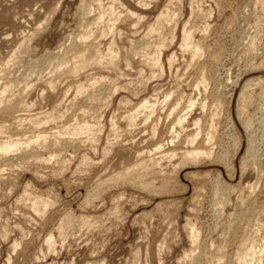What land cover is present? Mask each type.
Wrapping results in <instances>:
<instances>
[{
  "label": "rangeland",
  "instance_id": "obj_1",
  "mask_svg": "<svg viewBox=\"0 0 264 264\" xmlns=\"http://www.w3.org/2000/svg\"><path fill=\"white\" fill-rule=\"evenodd\" d=\"M252 257L264 0H0V264Z\"/></svg>",
  "mask_w": 264,
  "mask_h": 264
},
{
  "label": "bare ground",
  "instance_id": "obj_2",
  "mask_svg": "<svg viewBox=\"0 0 264 264\" xmlns=\"http://www.w3.org/2000/svg\"><path fill=\"white\" fill-rule=\"evenodd\" d=\"M129 13H131V11L129 12ZM133 13H131L130 15H132ZM184 40L185 41H188V39L190 38V36H191V33L187 30V29H185L184 30ZM88 49H90V48H88ZM187 49V48H186ZM78 58H79V60L81 61V63H82V61H83V55L81 54V55H78ZM192 58V57H191ZM157 60V59H156ZM192 60V59H191ZM77 61H78V59H77ZM80 61L79 62H77V63H80ZM156 63V62H155ZM157 63H158V61H157ZM156 63V64H157ZM159 64V63H158ZM59 66V65H58ZM76 67H78V66H76ZM79 67H80V65H79ZM54 68V67H53ZM55 69V68H54ZM75 70L77 69V68H74ZM80 68H78V70H79ZM69 70H71V69H69ZM68 72H74V70L73 71H68ZM76 72V71H75ZM74 72V73H75ZM76 73H78V72H76ZM229 80H231V79H229ZM233 80V79H232ZM242 94H244V93H242ZM240 102V101H239ZM243 103V102H242ZM193 105H195V102H192L191 103V106H193ZM140 106H142V107H148V101H144V103L142 104V105H140ZM203 107H205V105H203ZM242 107V106H241ZM240 110V109H239ZM171 112H173L172 110H171ZM131 116V115H130ZM132 118V117H131ZM199 123H200V120H197L196 122H195V124L196 125H199ZM178 124H182V120L180 119L179 121H178ZM197 132V131H196ZM199 133V132H198ZM195 138H197L196 136H193V138H191V139H189V140H187L190 144H194L193 142L194 141H196V139ZM211 135L210 136H208L207 138H206V140H207V142L208 143H210V140H211ZM207 143V144H208ZM195 148V147H194ZM191 149V148H190ZM4 151V153L5 154H7L10 150H8V148H6V149H4L3 150ZM203 153H205V152H201L200 150L198 151L197 149L195 150V149H192V150H188L186 153H185V156L186 157H192L193 159H196V158H198V156L199 155H202ZM250 153V152H249ZM36 204V203H35ZM37 207V206H36ZM35 207V208H36ZM39 210V209H38ZM191 232H192V236H191V242H192V248L193 249H191V252H194V246L196 247V245L198 244V240H197V237L194 235V228H192L191 229ZM252 240V239H251ZM251 242H253L252 244H250L249 246H248V252H249V254L250 255H252L253 257L255 256V253H256V251H255V248H256V244L254 243V241H251ZM47 244H48V247H51L52 245H53V242H52V238L51 237H49L48 239H47ZM163 246V243H161V246H159L160 247V249L161 248H163L162 247ZM53 247V246H52ZM164 249V248H163ZM188 255V254H187ZM186 257V256H185ZM184 257V258H185ZM253 257L251 258V260H247L246 262H244L243 264H254L253 262H252V260H253ZM220 259H221V257H220ZM220 261V260H219Z\"/></svg>",
  "mask_w": 264,
  "mask_h": 264
}]
</instances>
